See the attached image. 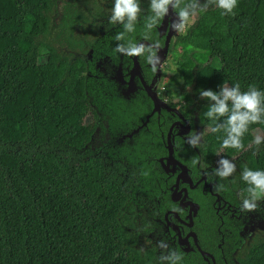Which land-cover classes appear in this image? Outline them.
I'll use <instances>...</instances> for the list:
<instances>
[{
	"label": "trees",
	"instance_id": "16d2710c",
	"mask_svg": "<svg viewBox=\"0 0 264 264\" xmlns=\"http://www.w3.org/2000/svg\"><path fill=\"white\" fill-rule=\"evenodd\" d=\"M139 2L150 14L149 0ZM68 5L57 21L56 0H0V264H151L128 228L127 208L145 204V197L129 192L130 197L127 190L163 188L158 164L146 149L123 151L136 154L139 165L129 155L110 163L97 140L106 109H140L105 77L103 89L113 91L96 99L88 81L98 77V52L115 66L125 59L114 51L119 42L100 32L121 27L110 22L114 0ZM222 11L210 5L186 33L176 35L185 57L174 50L172 56L182 82L168 92L174 106L187 100L185 112L202 133L196 156L209 166L225 133L210 131L209 101L200 91L239 83L241 91L254 85L264 92V0H238L235 15ZM240 32L245 44L229 61ZM89 49L92 61L85 58ZM257 134L264 135V124L249 126L245 150L226 148L220 154L229 160L237 155L236 172L227 179L246 198L244 168L264 171V142L252 144ZM165 153L162 147L151 151L157 158ZM239 260L264 264V229L242 245Z\"/></svg>",
	"mask_w": 264,
	"mask_h": 264
},
{
	"label": "flooded vegetation",
	"instance_id": "af4514ba",
	"mask_svg": "<svg viewBox=\"0 0 264 264\" xmlns=\"http://www.w3.org/2000/svg\"><path fill=\"white\" fill-rule=\"evenodd\" d=\"M68 2L69 0H56L57 21L65 17L64 8L69 7ZM147 15L149 13L142 11V17L136 24L141 29L127 33L126 39L145 44L158 41L161 45L158 52L161 65L158 71L153 72L151 66L141 57L124 56L123 63L115 66L110 63L109 56L100 51V58L94 61V68L98 71L95 75L98 74V77H88L92 88L95 86L93 90L96 99L113 91L103 89L105 77L122 99L132 100L133 105L140 109L113 105L105 110L106 116L97 140L110 163L127 159L129 155L139 165L136 154H126L123 151L146 149L147 155L150 154L158 164L159 179L163 188L158 191L127 190L129 196L131 192L132 197L138 193L145 197V204L127 208V214L132 221L128 228L132 239L136 241L134 246L151 264H161L160 257L166 254L165 250L159 247L160 241L166 242L170 250L182 255L180 264H241L239 259L242 245L249 244L256 230L264 229V199L257 201L258 207L255 211H242V201L246 197L241 195L240 190L231 185L228 179H221L214 174L222 150L218 151L210 166L203 164L196 156L197 147H191L186 141L190 135L200 134L201 128L195 119L190 120L187 116L184 107L187 100H182L174 106L168 95V92L178 88V81L171 79L163 90H153L165 107L155 103L145 91L142 79L133 70L134 63L137 62L143 80L150 84L156 74L159 75V81L162 79L164 65L174 58L172 50L176 54L181 52L175 43L179 33L175 34L173 31L168 38L171 24L169 17L148 33L149 39L145 40L147 30L143 17ZM121 31L122 26L120 29L114 27L106 32L100 30L103 36L105 34L114 40L116 34ZM165 45L166 51L162 56ZM93 56V50L89 49L85 58L92 61ZM87 74L90 75V72L87 71ZM173 108H176V111ZM90 117L95 125L97 120L93 111ZM168 139L171 142L173 160L168 159ZM158 147L164 148L166 153L158 158L153 157L151 151ZM251 147L252 144L246 149ZM236 158L237 155L230 160L234 163ZM194 159L198 161L195 165L192 163ZM135 171L139 173L140 168L135 167ZM159 179L156 180L158 187ZM221 184L224 185L223 190L217 191L216 186ZM139 186L142 189V186Z\"/></svg>",
	"mask_w": 264,
	"mask_h": 264
},
{
	"label": "clouds",
	"instance_id": "9594fccd",
	"mask_svg": "<svg viewBox=\"0 0 264 264\" xmlns=\"http://www.w3.org/2000/svg\"><path fill=\"white\" fill-rule=\"evenodd\" d=\"M238 0H149L150 14L143 17L146 31L145 40L149 39L148 33L161 25L162 21L169 15L170 8L175 12L170 28L172 31L183 34L195 23V18L200 12L207 11L210 5H216L222 9V15H235L234 9ZM142 8L139 0H114V6L110 22L122 26L123 31L115 36L117 43L114 51L128 57H141L151 66L153 72L158 71L161 58L158 55L160 43L151 44L135 43L126 39L127 33L135 31L136 24L142 17ZM200 98L209 101L205 116L212 120L214 126L210 128L213 133L224 132L221 150L234 148L245 150L243 137L249 131L252 124H264V92L258 90L254 85L249 86L247 91H241V86L236 83L233 86L223 85L219 92L213 90H201ZM202 139L201 134L190 135L187 139L188 145L193 148L199 146ZM264 142V135L257 134L252 144L257 147ZM251 146V145H249ZM193 165L197 160L192 161ZM236 172V165L227 158H220L214 170L215 176L227 179ZM242 179L248 185L247 198L242 201V211L253 212L257 209V201L264 198V171L251 170L247 167L242 172ZM224 185H217L216 190H223ZM159 247L166 254L161 255V264H180L182 255L175 250H170L169 245L160 241Z\"/></svg>",
	"mask_w": 264,
	"mask_h": 264
},
{
	"label": "rangeland",
	"instance_id": "374dc122",
	"mask_svg": "<svg viewBox=\"0 0 264 264\" xmlns=\"http://www.w3.org/2000/svg\"><path fill=\"white\" fill-rule=\"evenodd\" d=\"M195 20H197V17L195 18ZM201 21L203 23L201 26V29L206 30V28H207L206 24L203 22V20H201ZM175 34H176V32H175ZM244 44H245V37L242 34V32H240L237 39L234 42L232 50L228 54V60L229 61H233L235 59L239 47L243 46ZM176 47H178V46H176ZM178 54H179V56L185 57L184 53H182V52H179ZM162 73H163L162 79L159 81V78H158L157 83L153 87L155 91L156 90H163L166 86H168L167 84L171 79L172 80L174 79V80L178 81L179 83L182 81V78L178 73V62L176 61L175 57L173 59H169L167 61V63L164 65V67L162 69ZM171 87H174V86L171 85Z\"/></svg>",
	"mask_w": 264,
	"mask_h": 264
},
{
	"label": "water",
	"instance_id": "95a60500",
	"mask_svg": "<svg viewBox=\"0 0 264 264\" xmlns=\"http://www.w3.org/2000/svg\"><path fill=\"white\" fill-rule=\"evenodd\" d=\"M167 17L170 18L171 22L174 20V18L176 19V14H175V12H174L171 8H170V11H169V15H168ZM167 17H165V19H166ZM169 30H170V31H169V33H168V38H169L170 35L173 33V31L171 30V28H170ZM162 51H163V53H162V56H163L164 53H165V51H166V45H165V47L162 49ZM134 64H135V66H134V69H133V70L136 71V72L138 73V76L142 79V81H143V87H144L145 91L148 93V95L153 99V101H154L155 103L160 104V105H162V106L165 107L166 105H165L163 102H161L160 100H158L156 94H155L154 91H153V90H154L153 87H154V85L157 83L158 78H159V75L156 74V76H155L153 82H151L150 84H147V83L145 82V80H143V77H142V75H141V72H140V69H139V66H138L137 62H135ZM173 109L176 111V108H173ZM173 126H174V124L170 127V129H169V134H170V132H171ZM169 134H168V138H169ZM168 141H169V139H168ZM170 143H171V142L169 141L168 159H169V160H173V157H172V154H171V144H170ZM185 195H186V193H185Z\"/></svg>",
	"mask_w": 264,
	"mask_h": 264
}]
</instances>
